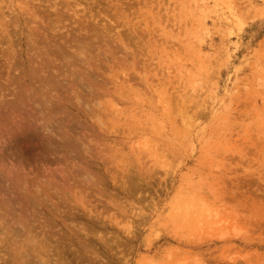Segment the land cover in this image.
<instances>
[{"label":"rangeland","instance_id":"obj_1","mask_svg":"<svg viewBox=\"0 0 264 264\" xmlns=\"http://www.w3.org/2000/svg\"><path fill=\"white\" fill-rule=\"evenodd\" d=\"M48 63L69 96L20 117ZM0 233V264H264V0H0Z\"/></svg>","mask_w":264,"mask_h":264},{"label":"bare ground","instance_id":"obj_2","mask_svg":"<svg viewBox=\"0 0 264 264\" xmlns=\"http://www.w3.org/2000/svg\"><path fill=\"white\" fill-rule=\"evenodd\" d=\"M239 25V24H238ZM95 38V37H94ZM121 38V37H120ZM62 39V38H61ZM60 39V40H61ZM67 39V38H66ZM75 39V38H74ZM73 39V40H74ZM78 39V38H77ZM96 39V38H95ZM119 39V38H118ZM76 40V39H75ZM66 41L65 39L62 41V43H64V44H68V45H72V44H74V46H76L77 47V50H78V53H79V56H81V55H83V50H82V48H81V46H80V44H77V42H79V41ZM92 40V39H91ZM85 40H83L82 39V43L84 42ZM88 41V40H87ZM86 41V42H87ZM95 41V40H94ZM121 41V40H120ZM119 41V42H120ZM129 41H130V39H129ZM93 42V41H92ZM50 43V42H49ZM59 43H60V41H59ZM99 43V42H98ZM56 44V43H55ZM88 44V43H87ZM115 44V43H114ZM84 45H85V43H84ZM84 45H82V47L84 46ZM103 45V44H102ZM128 45V44H127ZM65 46V45H64ZM104 46H105V44H104ZM52 47H53V45H52ZM51 47V48H52ZM49 48V47H48ZM84 48V47H83ZM107 48V47H106ZM63 49V48H62ZM75 49V48H74ZM85 49V48H84ZM105 49V48H104ZM129 49V48H128ZM106 50V49H105ZM54 51V50H53ZM58 52L56 53V54H54L53 55V59L56 61V59H59L58 60V62L59 61H62L63 62V60L64 61H66L67 59H69V58H67L66 57V54L64 53V51H61V50H57ZM66 51V50H65ZM77 52V51H76ZM77 53V54H78ZM68 55H69V53H68ZM67 55V56H68ZM76 55V54H75ZM106 55V54H105ZM122 55V54H121ZM127 55V54H126ZM79 56H78V58H79ZM84 56V55H83ZM85 56H86V54H85ZM89 56H91V55H89ZM71 57H72V55H71ZM71 57H70V60H71ZM124 57H125V55H124ZM131 57V56H130ZM74 58V57H73ZM72 58V59H73ZM79 59H81V58H79ZM105 59V58H104ZM50 60V59H49ZM76 60V58L72 61V62H74ZM90 60V59H89ZM125 60V59H124ZM123 60V61H124ZM128 60V59H127ZM79 61V60H78ZM78 61H76L75 63H77ZM103 61V60H102ZM40 62V61H39ZM52 62V61H51ZM71 62V63H72ZM104 62V61H103ZM119 62V61H118ZM117 62V63H118ZM64 64H66V62H63ZM86 63V62H85ZM91 62H88V64H87V66L90 64ZM116 63V62H115ZM121 63V62H120ZM120 63H118V65L120 64ZM129 63V62H128ZM135 63V62H134ZM44 64V63H43ZM49 64V63H48ZM55 64H57V63H55ZM55 64H53V63H51V65L49 64V65H41L40 67L41 68H39V66H38V70L37 69H35V68H33V66H32V64L29 66V69L27 70H23V71H26L25 72V74H24V79H25V81H27L29 84H30V90H29V94H28V108H26V107H23V109H22V111L20 112V117L22 116H24V115H26L27 116V118L30 120V119H33V120H40V119H42V117H44V115L46 114V113H53V114H58V107H57V104H55L53 101H54V99H62L63 100V97L61 98L60 96H63V95H65L66 93V90L65 89H67V88H65V87H69V88H71L72 86V84H74L73 82L74 81H71V83L72 84H70V86H67L68 85V83L70 82V81H68V80H70V79H66V78H69L70 76H66L67 74L66 73H68V71H66V69L67 70H69L68 68H70V66L71 65H73L74 63H72V64H70L69 63V65L67 66V65H64L63 64V66H60V67H58V68H56L57 66H55L54 67V65ZM59 64V63H58ZM62 63H60V65H61ZM79 64H81V63H79ZM79 64H77V65H79ZM101 64V63H100ZM76 65V64H75ZM75 65H73V69H75V68H78V66H76L75 68H74V66ZM83 65V64H82ZM91 65V64H90ZM118 65H117V67H118ZM86 66V67H87ZM121 66H122V63H121ZM120 66V67H121ZM28 67V66H27ZM80 68H82V67H79V69ZM96 68V67H95ZM100 68H101V66H100ZM119 68V67H118ZM72 69V68H71ZM85 69V68H84ZM31 70V71H30ZM45 70V71H44ZM81 70V69H80ZM90 70V69H89ZM93 70V69H92ZM100 70V69H99ZM65 71H66V73H65ZM69 71H71V70H69ZM75 71V70H74ZM74 71H72V72H74ZM95 71V70H94ZM98 71V70H97ZM96 71V72H97ZM121 71V70H120ZM44 72H48V75H49V72L50 73H52V75H50V76H48L46 73H44ZM71 72V74L73 75V73ZM77 72V71H76ZM81 72V71H80ZM80 72H78L77 73V75L79 76L80 74ZM85 72H87V71H85ZM84 72V73H85ZM90 72V71H89ZM98 72H100V71H98ZM98 72H97V74H98ZM75 73V72H74ZM136 73V72H135ZM66 74V75H65ZM69 74V73H68ZM88 76H90V74L87 72L86 73ZM96 74V73H95ZM72 75H71V77H72ZM81 75H82V73H81ZM76 76V73H75V79L77 80L78 78H80V77H82V76ZM65 76H66V78H65ZM76 77H78V78H76ZM97 77V76H96ZM87 78V77H86ZM92 78V77H91ZM93 78H95V77H93ZM74 78L72 79L71 78V80H75ZM83 79V78H82ZM89 79V78H88ZM68 81V83H67V81ZM75 80V81H76ZM92 80V79H91ZM77 81H79V80H77ZM82 81H80V82H77L76 83V85L77 86H79L80 85V83H81ZM82 85H83V82L81 83ZM105 84V83H104ZM66 85V86H65ZM81 85V86H82ZM80 86V87H81ZM84 86V85H83ZM101 87V86H100ZM69 88L67 89V91L69 90ZM73 88V87H72ZM81 88H83V87H81ZM106 88V87H105ZM131 88V87H130ZM91 90V89H90ZM136 90V89H135ZM72 91V89L70 90V92ZM69 92V91H68ZM67 92V93H68ZM136 93V92H135ZM73 94V93H72ZM67 96H69V93L68 94H66ZM71 95V94H70ZM66 96V97H67ZM66 97H65V100H66ZM67 100H68V98H67ZM48 102L50 103L49 105H48ZM63 101H61V103H62ZM54 103V104H53ZM68 103V102H67ZM52 104V105H51ZM51 105V106H50ZM58 105H59V100H58ZM89 107V106H88ZM30 108V110L32 111L31 113L30 112H28V110L27 109H29ZM88 109V108H87ZM25 111V112H24ZM52 114V115H53ZM61 114V113H60ZM59 114V115H60ZM52 115H50V116H52ZM66 115V114H65ZM64 115V116H65ZM47 116V115H46ZM49 116V115H48ZM58 116V115H57ZM63 117V116H62ZM50 118V117H49ZM59 118V117H58ZM51 119V118H50ZM65 122V121H64ZM63 122V123H64ZM60 123V122H59ZM55 124V123H54ZM68 124V122H66V125ZM62 125V124H61ZM65 126V125H64ZM66 128V127H65ZM75 129V128H74ZM61 139V138H60ZM95 144V143H94ZM87 152V151H86ZM81 158V157H80ZM74 161V160H73ZM80 169V168H79ZM82 169V168H81ZM77 171V170H76ZM78 174V173H77ZM22 200V199H21ZM24 200V199H23ZM22 200V201H23ZM34 203V202H33ZM18 224V223H17ZM25 230V229H24ZM1 234V233H0ZM17 234V233H16ZM3 236V235H2ZM4 236H5V234H4ZM58 237V236H57ZM7 239V238H6ZM70 244V243H69ZM73 244V243H72ZM30 245V244H29ZM39 248V247H38ZM42 248V247H41ZM27 249V248H26ZM59 249V248H58ZM33 250H35V249H33ZM27 251V250H26ZM59 251V250H58ZM28 252V251H27ZM32 253H33V251H32ZM54 253V252H53ZM22 254V253H21ZM55 254V253H54ZM23 260V259H22ZM36 260V259H35ZM36 262V261H35Z\"/></svg>","mask_w":264,"mask_h":264}]
</instances>
